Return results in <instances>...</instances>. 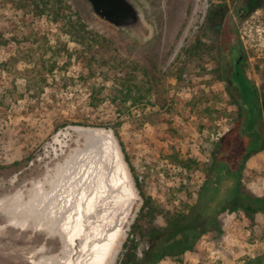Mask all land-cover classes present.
I'll use <instances>...</instances> for the list:
<instances>
[{
    "label": "rangeland",
    "instance_id": "1",
    "mask_svg": "<svg viewBox=\"0 0 264 264\" xmlns=\"http://www.w3.org/2000/svg\"><path fill=\"white\" fill-rule=\"evenodd\" d=\"M135 1L154 28L145 43L98 22L86 1L65 0L100 36L97 43L80 45L62 23L34 14L21 0H0V199L24 190L43 210L29 231L40 236L31 244L6 243L0 264H78L76 235L66 234L78 221L83 231L97 221L80 214L91 212L96 197L80 193L93 181L80 150L93 140L76 128L106 132L100 143L117 148L129 179L123 195L135 198L128 224L119 225L118 212L105 218L113 232L125 233L115 264L144 203L137 186L158 207L157 221L163 224L166 215L195 201L216 146L233 151L245 143L243 104L221 70L228 33L236 30L245 55L242 71L263 93L264 0ZM243 4L249 11L241 14ZM197 32L208 47L188 57ZM251 97L246 93L247 101ZM262 108L263 145L246 156L241 171L243 193L257 196H264V102ZM68 138L80 147L71 146L47 167V156L62 150ZM240 153L233 151L232 157ZM57 165L62 167L53 170ZM71 173L75 187L62 196L59 180ZM219 222L220 230L202 236L191 251L157 264H242L264 253V214L249 218L227 210ZM44 227L48 231L41 233ZM58 229L65 232L63 243ZM18 233L14 228L11 237ZM147 246L146 240L139 243V257Z\"/></svg>",
    "mask_w": 264,
    "mask_h": 264
},
{
    "label": "trees",
    "instance_id": "2",
    "mask_svg": "<svg viewBox=\"0 0 264 264\" xmlns=\"http://www.w3.org/2000/svg\"><path fill=\"white\" fill-rule=\"evenodd\" d=\"M21 2L34 14L47 15L54 22L62 23L71 40L78 44H93L99 41L100 36L88 28L82 17L73 14L65 0H21ZM248 11L249 8L245 4L238 8L241 14ZM236 36V30L228 33L230 46L226 63L221 71L222 77L229 83L231 90L238 94L243 104H239V108L242 121L245 123L241 126L245 143L242 147L233 150L241 151L240 155L234 159L231 149L225 150L219 145L216 146L214 162L207 170L204 184L196 193L195 201L187 209L166 215L163 224L157 221L158 207L137 186L144 203L132 225V237L123 245L120 264H157L165 258L179 259L186 252L191 251L202 236L220 230L219 217L227 210H241L249 218L259 213L264 214V196L245 194L241 189L244 159L250 152L260 150L263 145V135L258 126L263 115L264 83L261 84L263 93L259 94L242 71L245 55ZM205 46V42L197 32L187 50V56L198 55L205 50ZM246 93L252 95L251 101H247ZM145 240L148 241V246L139 257L138 245ZM242 264H264V253L247 257Z\"/></svg>",
    "mask_w": 264,
    "mask_h": 264
},
{
    "label": "bare ground",
    "instance_id": "3",
    "mask_svg": "<svg viewBox=\"0 0 264 264\" xmlns=\"http://www.w3.org/2000/svg\"><path fill=\"white\" fill-rule=\"evenodd\" d=\"M80 131L88 133L91 140H93V142L85 143L82 150H80V154L84 153L85 160L91 164L93 172L92 184L87 185V188L82 189L80 193L90 192L89 195L96 197L91 212L85 210V214L81 211L80 214L86 216L87 219H95L97 224L91 230L84 229L83 231L79 224L80 221H78L79 223L76 222L73 229L66 235L71 233L76 235L74 254L77 255L79 260L78 264H115L125 233L113 232L111 222L109 220L106 221L105 218L111 216L113 212H118L122 214L119 225L128 224L132 217L135 198L123 195L129 179L117 148L114 147L113 142L111 144L113 148H107L100 143L101 140L107 137L106 132L102 129H74V132L79 133ZM71 146L78 148L80 147V142L77 139L68 138L61 145L62 150L56 149L59 152H52L54 154L53 156H47V160L44 161L47 164L46 166L48 167V165L54 164L55 160L59 159L63 152L69 150ZM61 167L57 165L53 170H59ZM115 173H118L119 178L115 179ZM73 182L76 181L72 177V173L69 175L65 174V178L59 180L61 184L59 192H61L62 196L69 192L72 187H75V183ZM53 186H59L57 181L53 183ZM26 197L24 190L18 189L11 196L0 199V232L3 233L0 236V259L6 258L7 254L4 252L7 246L6 243L31 244L37 239L38 235L40 236L38 233L29 235V231L33 230V223L43 217L42 207L37 203L35 198ZM14 228L20 229V234L18 233V236L11 237V232ZM38 230L41 233L48 231L46 227ZM7 234H10V239ZM55 235L63 243L65 240V232L58 229ZM14 248H17V246ZM62 250L64 251L65 248Z\"/></svg>",
    "mask_w": 264,
    "mask_h": 264
},
{
    "label": "water",
    "instance_id": "4",
    "mask_svg": "<svg viewBox=\"0 0 264 264\" xmlns=\"http://www.w3.org/2000/svg\"><path fill=\"white\" fill-rule=\"evenodd\" d=\"M95 19L115 30L124 31L129 39L145 43L154 36L143 8L135 0H84Z\"/></svg>",
    "mask_w": 264,
    "mask_h": 264
}]
</instances>
